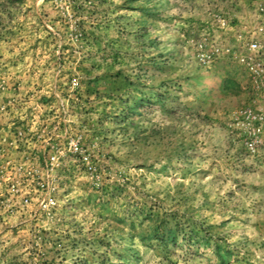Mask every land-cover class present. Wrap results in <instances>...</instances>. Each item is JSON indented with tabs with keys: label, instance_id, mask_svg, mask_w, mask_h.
<instances>
[{
	"label": "rangeland",
	"instance_id": "374dc122",
	"mask_svg": "<svg viewBox=\"0 0 264 264\" xmlns=\"http://www.w3.org/2000/svg\"><path fill=\"white\" fill-rule=\"evenodd\" d=\"M0 264H264V0H0Z\"/></svg>",
	"mask_w": 264,
	"mask_h": 264
},
{
	"label": "built area",
	"instance_id": "2783aa9c",
	"mask_svg": "<svg viewBox=\"0 0 264 264\" xmlns=\"http://www.w3.org/2000/svg\"><path fill=\"white\" fill-rule=\"evenodd\" d=\"M255 46V45H254Z\"/></svg>",
	"mask_w": 264,
	"mask_h": 264
}]
</instances>
